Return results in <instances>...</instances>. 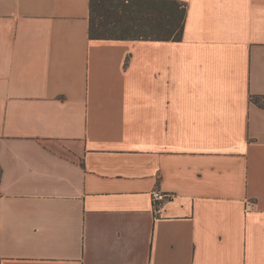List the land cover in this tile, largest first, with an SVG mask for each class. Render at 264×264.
Returning a JSON list of instances; mask_svg holds the SVG:
<instances>
[{"label": "crops", "instance_id": "1", "mask_svg": "<svg viewBox=\"0 0 264 264\" xmlns=\"http://www.w3.org/2000/svg\"><path fill=\"white\" fill-rule=\"evenodd\" d=\"M90 1L0 0V264H264V0H177L179 41Z\"/></svg>", "mask_w": 264, "mask_h": 264}, {"label": "trees", "instance_id": "2", "mask_svg": "<svg viewBox=\"0 0 264 264\" xmlns=\"http://www.w3.org/2000/svg\"><path fill=\"white\" fill-rule=\"evenodd\" d=\"M186 8L177 0H91L89 35L94 40L179 41ZM263 99L251 96L264 108Z\"/></svg>", "mask_w": 264, "mask_h": 264}, {"label": "built area", "instance_id": "3", "mask_svg": "<svg viewBox=\"0 0 264 264\" xmlns=\"http://www.w3.org/2000/svg\"><path fill=\"white\" fill-rule=\"evenodd\" d=\"M172 195H166L165 193L161 191H156L152 193V198L154 200L155 209L159 210V203L163 202L166 199L171 198Z\"/></svg>", "mask_w": 264, "mask_h": 264}]
</instances>
